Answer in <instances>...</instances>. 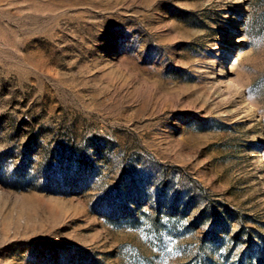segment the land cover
<instances>
[{
	"label": "rangeland",
	"instance_id": "obj_1",
	"mask_svg": "<svg viewBox=\"0 0 264 264\" xmlns=\"http://www.w3.org/2000/svg\"><path fill=\"white\" fill-rule=\"evenodd\" d=\"M0 264H264V0H0Z\"/></svg>",
	"mask_w": 264,
	"mask_h": 264
}]
</instances>
